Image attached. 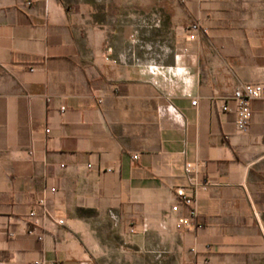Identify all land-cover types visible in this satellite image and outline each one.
<instances>
[{
    "label": "crops",
    "instance_id": "obj_1",
    "mask_svg": "<svg viewBox=\"0 0 264 264\" xmlns=\"http://www.w3.org/2000/svg\"><path fill=\"white\" fill-rule=\"evenodd\" d=\"M254 83L264 0H0V264H264V99L247 132L228 100Z\"/></svg>",
    "mask_w": 264,
    "mask_h": 264
},
{
    "label": "built area",
    "instance_id": "obj_2",
    "mask_svg": "<svg viewBox=\"0 0 264 264\" xmlns=\"http://www.w3.org/2000/svg\"><path fill=\"white\" fill-rule=\"evenodd\" d=\"M191 29L196 32L201 30V27L198 24H193ZM191 37L194 38L195 35L193 34ZM255 99H264V83L240 84L234 89L228 99L235 102L236 126L242 132H247L250 127L253 116L251 101ZM228 100L221 105L222 111L229 109ZM193 104H197V101H193ZM138 158V154L133 155V159L137 160ZM108 170L110 171L111 169ZM185 173L190 177L191 189L188 190L184 186L176 188L174 191L175 199L170 207L174 226L179 231L197 230L204 227L203 223L198 220V200L200 192L207 191L211 187L209 180L204 179L203 181H199L193 175L195 173V167L192 164L186 165ZM55 190V188L51 189V191ZM39 204L44 216L48 220H52L58 224H64L63 219L54 218L49 203L44 197L39 200ZM36 215L35 212L31 213L32 217ZM130 231L133 232V230Z\"/></svg>",
    "mask_w": 264,
    "mask_h": 264
}]
</instances>
